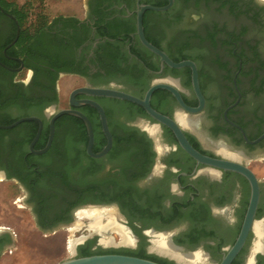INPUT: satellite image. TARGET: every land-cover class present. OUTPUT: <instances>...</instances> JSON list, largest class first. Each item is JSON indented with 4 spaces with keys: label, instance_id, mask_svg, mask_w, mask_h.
Segmentation results:
<instances>
[{
    "label": "flooded vegetation",
    "instance_id": "flooded-vegetation-1",
    "mask_svg": "<svg viewBox=\"0 0 264 264\" xmlns=\"http://www.w3.org/2000/svg\"><path fill=\"white\" fill-rule=\"evenodd\" d=\"M139 3L167 5L169 0H86L84 9L75 12H39L30 24L21 19V10L0 0V117L19 109L25 110L20 118L39 117L36 151L50 141L48 110L54 105L56 112L69 108L89 118L94 153L108 144L98 109L70 104L78 87L116 88L143 98L156 80L174 78L185 103L200 106L192 69L170 67L140 42ZM263 17L264 0H174L169 10L144 15L153 44L175 62L196 63L205 97L198 113H180L181 105L167 89L156 90L151 105L175 120L179 114L197 119L198 126L183 130L202 154L239 160L254 171L261 190L258 221L264 219V181L251 164L264 159V38L257 29ZM195 50L200 57L191 53ZM63 78L82 80L70 91L66 108L58 107ZM77 99L103 106L113 135L109 153L100 158L89 153L87 122L72 114L56 120L49 150L35 153L31 144L41 123L26 121L0 129L8 131L0 133V186L17 184L26 193L25 203L42 232L67 227L84 205H112L137 238L122 248L163 264H188L154 248L156 234L168 232L180 251L200 252L206 264H219L241 232L250 181L238 172L199 163L141 105L83 94ZM16 236L12 228L0 227V257L13 252ZM100 238L93 235L78 244L74 257L85 248H104ZM255 239L252 230L232 264H249ZM253 264H264L263 251Z\"/></svg>",
    "mask_w": 264,
    "mask_h": 264
},
{
    "label": "water",
    "instance_id": "water-1",
    "mask_svg": "<svg viewBox=\"0 0 264 264\" xmlns=\"http://www.w3.org/2000/svg\"><path fill=\"white\" fill-rule=\"evenodd\" d=\"M173 3H174V0H169V3L164 6H156L152 4H140L139 3V9L137 10L136 35L138 36L142 45L146 47L148 50H150L151 52H153L154 54H156L157 56H159L163 63H167L172 68L180 69L184 67H190L192 69V72H193L192 73V84L200 100L199 107H196V108L190 107L189 105L185 103L180 93V90H179V88H181L180 81L174 78L156 80L154 84L146 92L143 98L133 95L131 93L125 92L123 90L116 89V88H103V87H90V86L78 87L74 89L70 95V104L73 106H81V105L89 104L95 107L96 109H98L101 115V120L103 122L104 131L109 140L106 147L99 153H94L92 150V145L94 143V131L92 129V125H91L89 118L83 113L76 111V110L69 109V108L61 109L56 112V106L54 105L48 110V116L49 118H51L50 119L51 137H50V141L48 145L40 151H36L34 149V145L38 141L41 135V132H42V120L39 117H36V116L23 117V118L18 119L12 124L0 125V129H12L26 121L40 122L41 128L37 136L33 140L31 144V148H32V151H34L35 153H45L49 150L52 144V140L54 138L56 120L60 116L65 115V114L77 115V116L82 117L87 122V125L89 128L90 139H91L90 145H89V153L94 157L100 158V157H104L105 155H107L113 145V135L109 129L105 110L103 106L99 104L98 102L91 100V99L79 100L77 99V95L83 94V95H88V96L116 98V99L126 100V101L136 103L138 105H141L147 111V113L150 114L154 119H156L158 122L169 127L174 132L175 136L178 138L181 147L188 154L194 157L199 163H203L206 165H210V166L225 169V170L238 172L244 175L250 181L251 188H252V194H251V199H250V204L247 210V214L245 216V220L242 225L241 232L236 242L234 243V245L228 249L227 253L224 255L221 262L219 263V264H232V262L235 260V258L238 256V254L240 253V251L246 244L251 231L253 230L254 232H256L255 225L258 222V220H256V214H257V210H258L259 203H260V197H261L260 182L257 176L255 175L254 171L242 163L231 161V160H225V159H216V158L209 157L199 152L197 149H195L191 145V143L187 139V136L183 130L185 128L180 123L179 119L177 120L172 119L171 117L158 112L151 105V99H152L154 92L158 89H167L174 94L179 104L181 105L182 110H180V113H186V112L198 113V112H201L205 106V97L201 91L199 73H198V68H197L196 63L192 60H184L181 62L173 61L167 55L165 51H163L162 49L154 45L151 41H149L145 33V25H144L145 12L147 10L156 11V12H164V11L169 10L172 7ZM171 240H172V237H171ZM75 248H77V245ZM189 253H193V252H189ZM257 254L258 252L253 253L252 251L250 258L252 257L253 260L249 264H253L256 261ZM58 264H162V263L151 260V259L134 256V255H128V254H122V253H105V254H93L89 256L73 257L71 259L64 260Z\"/></svg>",
    "mask_w": 264,
    "mask_h": 264
},
{
    "label": "rangeland",
    "instance_id": "rangeland-1",
    "mask_svg": "<svg viewBox=\"0 0 264 264\" xmlns=\"http://www.w3.org/2000/svg\"><path fill=\"white\" fill-rule=\"evenodd\" d=\"M10 3L15 9H19L21 19L30 24L31 21L36 19L35 15L39 12H47L50 15L57 14L59 12H75L77 10L84 9L86 0H4ZM189 12V10H188ZM190 13L193 14V9ZM52 16H48L50 19ZM46 18V17H45ZM181 24L179 21L178 26ZM257 29L264 38V17L260 18L257 22ZM196 57H200V52L195 50L191 52ZM82 80H75L74 78H63L61 81V102L58 107L66 108L68 106V98L70 91L78 86ZM25 110L19 109L13 116L5 118L0 117V125L11 121L13 118H20L24 114ZM4 123V124H3ZM251 167L259 170L260 179L264 181V159L260 158L258 161H254ZM26 193L17 185L8 182H1L0 186V227L6 226L12 228V232L17 234L14 241L13 252H5L0 257V264H58L64 260L74 257V250L70 248V238L74 235L71 227L79 219L78 212L82 208L95 207L99 209L111 208L116 209V215L120 223L123 218L120 212L115 206L109 205H84L78 208L71 219L73 222L65 228H59L51 232H42L36 222V218L31 208L25 203ZM106 219V218H105ZM86 226L75 232L73 237L79 238L86 235H91V231L88 230L89 223L92 219L85 217L83 219ZM124 224V223H122ZM125 225V224H124ZM112 234L116 243L111 245H105L102 250H125L121 246H130V244H122L121 236L114 231ZM97 235V234H96ZM102 238V237H101ZM100 238V239H101ZM257 237L255 239V242ZM120 243V244H119ZM122 244V245H121ZM128 249V248H127ZM141 249V248H139ZM138 249V250H139ZM136 250V249H131Z\"/></svg>",
    "mask_w": 264,
    "mask_h": 264
},
{
    "label": "bare ground",
    "instance_id": "bare-ground-1",
    "mask_svg": "<svg viewBox=\"0 0 264 264\" xmlns=\"http://www.w3.org/2000/svg\"><path fill=\"white\" fill-rule=\"evenodd\" d=\"M178 119L180 123L186 127H195L198 126L197 119H192L186 114H179ZM222 151H225L223 148ZM228 156L239 158V155L232 152H227ZM224 153V154H225ZM236 162L239 160L232 159ZM214 174V173H213ZM116 209L111 208H105V209H99L95 207L90 208H82L78 212V220L75 222L74 226L71 227L72 233L75 235V232L82 229L84 226H86V223H84L83 219L86 217H89L92 219L91 223H89L88 230L91 231V235H86L83 237L70 238V248L71 250L76 251V245L84 242L86 239L93 235H100L102 238L100 239V242L106 245H111L116 243L115 237L112 235L113 232L116 231L121 236V243L122 244H132L136 243V236L133 234V231L130 227L127 225H124L119 222L118 217L116 215ZM106 218V219H105ZM255 233H256V244L253 249L254 252H260L264 251V219L259 220L255 225ZM172 235L168 232L164 233H158L156 234L155 238L153 239V245L154 248L158 251L166 254H170L172 256L177 257L178 259L187 262L188 264H206V255H203V253H188L180 251L178 247H176L172 240ZM120 244V243H119ZM121 244V245H122ZM252 257L249 263L252 262Z\"/></svg>",
    "mask_w": 264,
    "mask_h": 264
},
{
    "label": "trees",
    "instance_id": "trees-1",
    "mask_svg": "<svg viewBox=\"0 0 264 264\" xmlns=\"http://www.w3.org/2000/svg\"><path fill=\"white\" fill-rule=\"evenodd\" d=\"M4 2V0H2ZM156 6H164V5H160V4H157ZM135 29H132V31H134ZM129 37V34L127 35ZM148 38V37H147ZM150 41V39H149ZM155 45V43H154ZM157 46V45H156ZM134 52H137L138 53V50L134 49ZM178 62V61H177ZM134 104V103H133ZM136 105V104H134ZM18 119L20 118H13L11 119V121L5 123V125H8V124H12L14 123L15 121H17ZM4 124V123H3ZM8 131H5V130H0V133L1 135L2 134H6ZM105 253H122V254H128V255H134V256H138V257H141V258H147V259H151V260H154V261H157V262H160V260L158 258H155V257H151V256H147V255H144L142 253H135L134 251H130V250H99V251H94V252H91L90 249H86L81 251V255L80 256H89V255H93V254H105ZM161 263V262H160ZM163 264V263H162Z\"/></svg>",
    "mask_w": 264,
    "mask_h": 264
}]
</instances>
